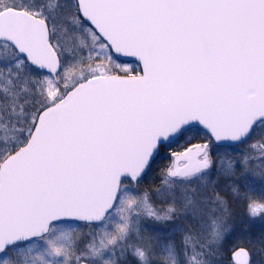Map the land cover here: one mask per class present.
Wrapping results in <instances>:
<instances>
[{"label":"snow or ice","instance_id":"obj_1","mask_svg":"<svg viewBox=\"0 0 264 264\" xmlns=\"http://www.w3.org/2000/svg\"><path fill=\"white\" fill-rule=\"evenodd\" d=\"M0 264H264V0H0Z\"/></svg>","mask_w":264,"mask_h":264}]
</instances>
